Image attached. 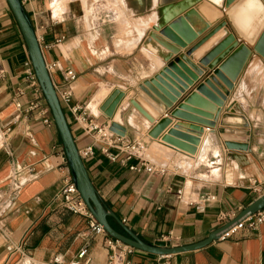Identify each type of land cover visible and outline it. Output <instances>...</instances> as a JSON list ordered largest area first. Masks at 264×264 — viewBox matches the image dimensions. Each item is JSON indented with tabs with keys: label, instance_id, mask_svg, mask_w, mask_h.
I'll list each match as a JSON object with an SVG mask.
<instances>
[{
	"label": "crops",
	"instance_id": "obj_1",
	"mask_svg": "<svg viewBox=\"0 0 264 264\" xmlns=\"http://www.w3.org/2000/svg\"><path fill=\"white\" fill-rule=\"evenodd\" d=\"M180 1L34 0L23 5L40 39L46 66L56 65L49 75L58 98L70 91L71 105L80 107L79 113L101 126L109 122L100 110L104 100L114 90L124 93L114 117L126 129L123 140L142 144L144 160L162 173L132 171L137 160L123 162L124 154L117 149L109 150L118 157L110 161L103 145L75 124L67 106L61 107L77 149L92 146V155L83 163L103 206L142 241L150 245L165 242L168 247L203 241L221 225L220 217L224 224L232 221L264 193V60L256 54L222 108L193 89L173 106L172 110L178 107L191 117L212 123L207 127L171 118L172 124L203 130L199 142H206L202 162L184 172L179 167L156 165L151 159L163 157L155 150L160 142L148 137L152 125L129 101L133 99L156 121L170 117L169 111L155 105L138 87L166 65L143 41L157 25L162 7ZM205 1L223 13L226 28L248 48L246 37L264 27V0H235L227 9L224 0ZM0 68L4 71L0 127H12L7 145L0 150V264H70L81 249H86V254L80 262L87 259L88 264H108L106 237L90 230L88 217L66 211L56 199L71 181L69 167L54 124H42L40 111L47 104L38 84L29 81L27 71L32 68L26 46L5 0H0ZM67 73L75 79L70 80ZM33 104L38 107L31 110ZM17 116L19 121L14 122ZM253 183L259 192L251 190ZM108 222L125 235L114 219ZM8 246H21L23 254L8 252ZM160 257L134 250L129 261L160 264ZM167 258L170 264H264V222L254 229L244 226L230 238L202 249Z\"/></svg>",
	"mask_w": 264,
	"mask_h": 264
},
{
	"label": "water",
	"instance_id": "obj_2",
	"mask_svg": "<svg viewBox=\"0 0 264 264\" xmlns=\"http://www.w3.org/2000/svg\"><path fill=\"white\" fill-rule=\"evenodd\" d=\"M234 1L224 0L225 9ZM5 3L19 28L33 74L59 135L72 185L93 220L110 238L130 246L134 250L157 256L192 252L218 240L221 233L230 226L245 217L255 215L264 208V193H262L245 207L235 219L212 230L206 239L199 243L181 247H168L165 242L150 245L127 230L103 206L88 177L57 93L52 85L34 29L23 6L19 0H5ZM227 25L223 19V13L205 0H182L174 5L167 4L162 7L157 25L148 32L143 41V46L159 57L166 65L155 77L149 81H144L138 89L155 105H162L165 112L169 111L170 117L165 115L156 121L133 99L129 101V104L152 125L147 133L149 138L158 140L173 151L194 155L203 135V130L188 127L179 122L172 124L171 118H177L183 122L191 121L207 127L211 126L212 123L191 117L178 107L172 110L173 106L181 96L186 95L188 90L193 89L217 108H222L228 92L233 88L253 54L264 60V27L257 33L246 37L250 45L248 48L235 40L234 34L226 28ZM232 30L237 35L236 29L232 28ZM200 36L202 37L200 38ZM193 42L195 43L191 45ZM190 45L191 47L186 50L187 46ZM180 49L184 52H181ZM226 50H228L227 53L221 57L220 61L210 66ZM188 56L191 57L188 59ZM193 62H197V64L195 65ZM173 75L180 81L174 79ZM164 88L170 93L168 94ZM123 98H125L123 92L114 90L104 100L100 108L110 122L109 132L120 138L125 137L126 129L115 122L114 117L117 106ZM170 124H172L171 129L165 135H161ZM109 218L116 221L125 235L117 233L110 226Z\"/></svg>",
	"mask_w": 264,
	"mask_h": 264
},
{
	"label": "built area",
	"instance_id": "obj_3",
	"mask_svg": "<svg viewBox=\"0 0 264 264\" xmlns=\"http://www.w3.org/2000/svg\"><path fill=\"white\" fill-rule=\"evenodd\" d=\"M21 5L24 4H30L34 0H19ZM38 44L40 45V39L36 37ZM60 41H56V44H59ZM56 65L52 64L49 66H46L48 73L55 68ZM27 75L29 78V81L32 85L37 86V80L32 73L31 69L27 71ZM70 80H74L75 77L67 73ZM4 71L0 68V79L3 78ZM71 97L72 94L70 91H64L59 95V102L60 105L63 104L68 107L69 112L71 113L73 120L75 124L83 129V131L87 134H93V139L95 143H99L102 146V151L105 154V156L112 162H115L117 160V155H113L109 152L110 149H117L119 152H122L124 154L123 162L136 159L138 162L137 166H133L130 169L135 172H141L145 171L147 173H162L163 170L158 169L152 165H150L147 161L144 160L143 153H144V146L140 143H130L127 141H124L123 138H120L113 133L109 132V122H106L104 125H97L96 123H93L92 121H88V116L85 113H79L80 107L71 105ZM37 104H33L30 106V109L37 108ZM40 116L42 118V124L46 127L53 126L52 118L50 115L49 108L46 106L45 108L41 109ZM19 121V117H15L14 122ZM12 132V127L10 125L5 127H0V150L3 149L9 139L10 134ZM93 153L92 146H87L83 148L82 150H78V154L82 160L85 158L91 156ZM251 190L255 192H259V187L256 185V183L251 184ZM179 191L177 192V194ZM56 199H59L63 207L66 211L83 216L88 217L90 219L89 222V228L92 232L95 234H102L106 237V247L109 251L108 255V264H131L129 261V256L132 255L134 252V249L130 246H127L115 239L110 238L103 229L93 220L90 213L88 212L86 206L84 205L83 201L81 200L80 196L76 192L74 186L72 185V182H68L58 193ZM219 222H221V225L224 224V218L220 217ZM264 222V208L260 210L258 213H256L253 216L245 217L243 220L239 221L238 223L230 226L228 229H226L223 233H221L219 240H225L230 238L236 231L242 229L244 226H246L248 229H254L258 225L262 224ZM219 225V226H221ZM6 250L8 252H17L22 253L21 246H8L6 247ZM86 254V249H81L76 261H72L70 264H88V260L85 259L83 262H80ZM160 264H170L168 261L167 256H161L160 257Z\"/></svg>",
	"mask_w": 264,
	"mask_h": 264
},
{
	"label": "rangeland",
	"instance_id": "obj_4",
	"mask_svg": "<svg viewBox=\"0 0 264 264\" xmlns=\"http://www.w3.org/2000/svg\"><path fill=\"white\" fill-rule=\"evenodd\" d=\"M60 6V5H59ZM119 16L120 15H118V19H119ZM117 19V20H118ZM162 145V144H161ZM160 144H158V146L156 145L155 146V150H157V151H159V153L161 154V155H163V157L161 158V159H158V158H156L155 156H151V159L153 160V162L156 164V165H162V166H165V167H170V168H177V166L179 167V169H180V171H187V170H184V168H181L182 167V165H180L179 164V160L181 159V160H186V161H188L189 163H190V161L189 160H187V158H180V157H178V156H175V157H172V153L171 152H167V151H165L164 149L165 148H162L163 147V145L161 146ZM151 152V150L150 151H148V154ZM179 160H178V159ZM177 159V160H176ZM194 163H198V162H194ZM193 162L192 163H190L189 164V166H188V168L191 166V165H193L194 164ZM181 166V167H180Z\"/></svg>",
	"mask_w": 264,
	"mask_h": 264
},
{
	"label": "bare ground",
	"instance_id": "obj_5",
	"mask_svg": "<svg viewBox=\"0 0 264 264\" xmlns=\"http://www.w3.org/2000/svg\"><path fill=\"white\" fill-rule=\"evenodd\" d=\"M56 7V6H55ZM152 55V54H151ZM157 64H161V63H157ZM154 68V67H153ZM155 70V69H154ZM162 143H160V145H161ZM163 145V144H162ZM161 145V146H162ZM206 145V142H205V140L204 139H202L201 140V143H199V146H198V148H197V150H196V152H195V154L194 155H188L187 153H184V152H179V151H175V154H174V151H172V150H170V148H168V147H166L165 145H163V147L162 148H165L164 150L165 151H167V152H171L173 155H172V157H174V156H178V157H180V158H187V160H189L190 161V163H194V162H200L201 160H200V156L202 155V153H203V151H204V149H205V146ZM178 159V158H177ZM179 160V159H178ZM180 162H179V164L180 165H182V167L181 168H184V170H188V166H189V162L188 161H186V160H179ZM202 162V161H201ZM193 166V165H192ZM178 167V166H177ZM190 168V167H189Z\"/></svg>",
	"mask_w": 264,
	"mask_h": 264
},
{
	"label": "clouds",
	"instance_id": "obj_6",
	"mask_svg": "<svg viewBox=\"0 0 264 264\" xmlns=\"http://www.w3.org/2000/svg\"><path fill=\"white\" fill-rule=\"evenodd\" d=\"M244 7H246V5Z\"/></svg>",
	"mask_w": 264,
	"mask_h": 264
}]
</instances>
